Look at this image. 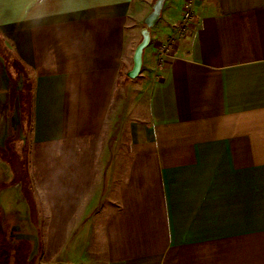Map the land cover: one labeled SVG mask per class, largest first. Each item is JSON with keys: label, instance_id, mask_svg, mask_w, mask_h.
Masks as SVG:
<instances>
[{"label": "crops", "instance_id": "1", "mask_svg": "<svg viewBox=\"0 0 264 264\" xmlns=\"http://www.w3.org/2000/svg\"><path fill=\"white\" fill-rule=\"evenodd\" d=\"M154 1L0 0V35L34 75V142L58 146L59 188L46 201L57 217L101 222L84 249L96 232L105 264H264V0H198L157 69L186 1L165 0L139 116L112 150L91 147L112 128Z\"/></svg>", "mask_w": 264, "mask_h": 264}, {"label": "rangeland", "instance_id": "2", "mask_svg": "<svg viewBox=\"0 0 264 264\" xmlns=\"http://www.w3.org/2000/svg\"><path fill=\"white\" fill-rule=\"evenodd\" d=\"M145 27L143 23L135 51ZM139 79V75L132 79L128 72L121 73L112 128L92 143V148L104 146L112 150L120 143L123 128L139 116L142 103ZM34 83L31 69L24 66L0 36V248L7 245L0 258L5 264H105L102 250L94 241L96 232L84 249L86 228L94 224L95 230H101V222L87 218L80 226L73 210L57 217V203L46 201L58 192L57 170L49 168L59 163L60 155L57 145L41 146L34 142L31 105ZM25 189L30 198H36V213L25 202ZM7 198L10 201L5 202ZM49 206L53 210L49 211ZM101 214L99 221H103Z\"/></svg>", "mask_w": 264, "mask_h": 264}, {"label": "built area", "instance_id": "3", "mask_svg": "<svg viewBox=\"0 0 264 264\" xmlns=\"http://www.w3.org/2000/svg\"><path fill=\"white\" fill-rule=\"evenodd\" d=\"M198 0H186L181 19L176 30L170 35L166 43L162 44L156 55L157 69H163L165 60L171 57L179 41L187 37L188 31L195 23V6Z\"/></svg>", "mask_w": 264, "mask_h": 264}, {"label": "water", "instance_id": "4", "mask_svg": "<svg viewBox=\"0 0 264 264\" xmlns=\"http://www.w3.org/2000/svg\"><path fill=\"white\" fill-rule=\"evenodd\" d=\"M164 1L165 0H157L153 5V11L147 16V18L144 21L146 27L143 30V39L134 53L133 68L128 73L129 78L134 79L141 72L143 65L144 51L148 47L151 41V29L156 25V23L161 17Z\"/></svg>", "mask_w": 264, "mask_h": 264}, {"label": "trees", "instance_id": "5", "mask_svg": "<svg viewBox=\"0 0 264 264\" xmlns=\"http://www.w3.org/2000/svg\"><path fill=\"white\" fill-rule=\"evenodd\" d=\"M1 36V35H0ZM33 100H34V90H33V96H32V102H31V105H32V115H33V111H34V103H33ZM28 184V183H27ZM28 186H29V184H28ZM25 192H27V189H25ZM6 247H7V245H5V247H1L0 248V252L4 249H6ZM0 264H5L4 262H3V259L2 258H0Z\"/></svg>", "mask_w": 264, "mask_h": 264}]
</instances>
